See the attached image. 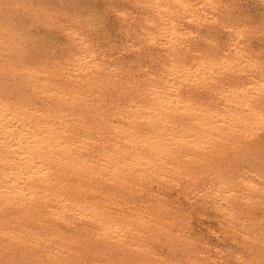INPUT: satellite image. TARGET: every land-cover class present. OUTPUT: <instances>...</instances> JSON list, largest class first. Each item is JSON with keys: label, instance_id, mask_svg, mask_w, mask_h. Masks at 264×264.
<instances>
[{"label": "rangeland", "instance_id": "1", "mask_svg": "<svg viewBox=\"0 0 264 264\" xmlns=\"http://www.w3.org/2000/svg\"><path fill=\"white\" fill-rule=\"evenodd\" d=\"M2 167L0 264H264V0H0Z\"/></svg>", "mask_w": 264, "mask_h": 264}, {"label": "bare ground", "instance_id": "2", "mask_svg": "<svg viewBox=\"0 0 264 264\" xmlns=\"http://www.w3.org/2000/svg\"><path fill=\"white\" fill-rule=\"evenodd\" d=\"M158 86H159V85H158ZM151 93H152V92H151ZM173 94H174V93H173ZM71 95H72V94H71ZM162 97H163V96H162ZM168 98H169V97H168ZM155 100H156V98H155ZM155 103H156V102H155ZM162 103H164V102H162ZM148 104H149V103H148ZM154 105H155V104H154ZM150 106H151V105H150ZM3 109H4V108H3ZM164 109H165V108H164ZM56 110H59V109H56ZM56 110L54 109L55 112H57ZM149 110H150V109H149ZM152 111H153V110H152ZM52 112H53V111H52ZM158 112H159V111H158ZM5 114H6V113H5ZM170 114H171V113H170ZM51 115H52V114H51ZM158 115H159V114H158ZM163 115H164V114H163ZM161 116H162V115H161ZM15 120H16V119H15ZM147 120H148V119H147ZM63 121H64V119H63ZM166 121H167V120H166ZM149 122H150V121H149ZM13 126H14V125H13ZM40 127H41V126H40ZM55 128H56V126H55ZM38 129H39V128H38ZM57 129H58V128H57ZM59 129H60V128H59ZM6 130H7V129H6ZM7 131H8V130H7ZM10 131H11V130H10ZM155 131H157V130L155 129ZM160 131H161V130H160ZM35 132H36V131H35ZM38 132H40V131H38ZM42 132H43V131H42ZM10 133H11V132H10ZM25 133H26V132H25ZM25 133H22V134H25ZM36 133H37V132H36ZM84 133L86 134V132H84ZM26 134H27V133H26ZM82 134H83V133H82ZM82 134H81V135H82ZM11 135H12V134H11ZM11 135H10V136H11ZM19 135H21V134H19ZM31 135H32V134H31ZM31 135H30V136H31ZM17 136H18V135H17ZM21 136H22V135H21ZM27 136H28V135H27ZM30 136H29V137H30ZM175 136H176V135H175ZM175 136H174V137H175ZM15 137H16V135H15ZM24 137H25V135H24ZM29 137H28V138H29ZM18 138H20V137H18ZM25 138H26V137H25ZM14 139H15V138H14ZM14 139H13V140H14ZM16 139H17V138H16ZM22 139H23V138H22ZM45 139H46V138H44V140H45ZM72 139H73V138H72ZM9 140H10V139H9ZM9 140H8V142H9ZM11 140H12V139H11ZM23 140H24V139H23ZM82 140H83V139H82ZM82 140H81V141H82ZM165 140H166V139H165ZM174 140H175V139H173V141H174ZM14 141H15V140H14ZM30 141H31V140H30ZM45 141H46V140H45ZM73 141H74V140H73ZM78 141H79V140H78ZM140 141H141V140H140ZM166 141H167V140H166ZM8 142H7V143H8ZM16 142H17V141H16ZM51 142H52V141H51ZM59 142H60V141H59ZM14 143H15V142H14ZM10 144H11V143H10ZM16 144H17V143H16ZM19 144H20V143H19ZM13 145H14V144H13ZM23 145H25V144H23ZM15 146H16V145H14L13 148H14ZM17 146H18V145H17ZM52 146H53V145H52ZM149 146H150V145H149ZM9 147H11V145H10ZM59 147H60V146H59ZM63 147H64V146H63ZM66 147H68V146H66ZM19 148H20V147H19ZM19 148H18V149H19ZM29 148H30V147H29ZM54 148H55V147H54ZM59 149H60V148H59ZM66 149H68V148H65L64 150H66ZM12 150H13V149H12ZM14 150H15V149H14ZM23 150H24V149H23ZM10 151H11V149H10ZM18 151H19V150H18ZM20 151H21V150H20ZM25 151H26V150H25ZM68 151L71 152V151H72L71 148H70V150H68ZM15 152H17V150H16ZM34 152H35V151H34ZM45 152H46V151H45ZM48 152H49V151H48ZM11 153H12V152H11ZM63 154H64V153H63ZM65 154H66V153H65ZM10 155H12V154H10ZM22 155H23V153H22ZM42 155H43V154H42ZM50 155H51V154H50ZM67 155H68V154H67ZM15 156H16V154H15ZM53 156H55V154H54ZM4 157H5V156H4ZM42 157H43V156H42ZM50 157H52V156H50ZM50 157H48V158H50ZM55 157H56V156H55ZM62 157H64V156H62ZM8 158H9V157H8ZM16 158H17V157H16ZM9 159H10V158H9ZM21 159H22V158H21ZM53 159H54V158H53ZM53 159H51V162H52ZM24 160H25V159H24ZM48 160H50V159H48ZM56 160H57V159H56ZM56 160H53V161H56ZM35 161H36V160H35ZM40 161H41V160H40ZM43 161H44V160H43ZM49 162H50V161H49ZM57 162H58V161H57ZM2 163L6 164L5 162H2ZM21 163H22V162H21ZM54 163H55V162H54ZM11 164H12V163H11ZM33 164H34V163H33ZM35 164H36V163H35ZM51 164H52V163H51ZM2 165H3V164H2ZM13 165H14V164H13ZM40 165H41V164H40ZM3 166H4V165H3ZM5 166H6V165H5ZM5 166H4V167H5ZM9 166H10V165H9ZM15 166H16V164H15ZM17 166H18V165H17ZM17 166H16V168H17ZM19 166H20V165H19ZM22 166H23V164H22ZM25 166H26V165H25ZM32 166H33V165H32ZM37 166H38V165H37ZM46 166H48V165H46ZM46 166H44V167H46ZM49 166H50V164H49ZM6 167H7V166H6ZM6 167H5V168H6ZM12 167H14V166H12ZM40 167H41V166H40ZM16 168H13V169L16 170ZM35 168H36V166H35ZM0 169H3V167L0 168ZM6 169L8 170V167H7ZM11 169H12V168H11ZM17 169H18V168H17ZM29 169H30V168H29ZM15 170H14V171H15ZM30 170H31V169H30ZM38 170H40V169H38ZM5 171H6V170H5ZM17 171H18V170H17ZM26 171H27V170H26ZM41 171H42V170H41ZM19 172H20V171H19ZM31 172L33 173L34 171L31 170ZM43 172H44V171H43ZM0 173H1V172H0ZM10 173H11V171H10ZM14 173H15V172H13V174H14ZM32 173H31V175H32ZM1 174H3V173H1ZM15 174H16V173H15ZM3 175H4V174H3ZM11 175H12V174H11ZM16 175H17V174H16ZM33 175H34V174H33ZM35 175H36V174H35ZM35 175H34V176H35ZM48 175H50V174L48 173ZM4 176L7 178L6 175H4ZM13 176H14V175H13ZM29 176H30V175H29ZM37 176H38V175H37ZM39 176L41 177V175H39ZM39 176H38V177H39ZM8 177H10V176H8ZM14 177H16V176H14ZM30 177H31V176H30ZM40 177H39V178H40ZM42 177H43V176H42ZM0 178H2V179H0V180H1L0 182L2 183L3 176L0 177ZM6 178H5V179H6ZM18 178H19V177H18ZM18 178H17V179H18ZM28 178H29V177H28ZM7 179H8V178H7ZM7 179H6V180H3V181H8ZM29 179H30V178H29ZM35 179H37V178H35ZM44 179H45V177H44ZM9 180H11V179H9ZM20 180H21V179H20ZM37 180H38V179H37ZM24 181H25V180H24ZM24 181H23V182H24ZM10 182H11V181H10ZM4 183H5V182H4ZM12 184H13V183H10L11 187H12ZM15 184H16V182H15ZM30 184H31L32 186L35 185V183H34V185H33L32 183H30ZM8 185H9V184H8ZM31 185H29V186H30L29 189L31 188ZM41 185H42V184H41ZM41 185H40V186H41ZM8 187H10V186H8ZM18 187H19V186H18ZM20 187H21V186H20ZM23 187H24V185H23ZM38 187H39V186H38ZM32 188H34V187H32ZM2 189H3V188H2ZM6 189H7V188H6ZM9 189H11V188H9ZM9 189H7V190H9ZM18 189H19V188H18ZM18 189H16V190H18ZM24 189H25V187H24ZM41 189H42V188H41ZM3 190H4V189H3ZM14 190H15V189H14ZM21 190H22V188H21ZM35 190H36V188H35ZM37 190H38V189H37ZM37 190H36V191H37ZM42 190H44V189H42ZM4 191H5V190H4ZM19 191H20V190H19ZM19 191H18V192H19ZM14 192H16V191H14ZM22 192H23V191H22ZM25 193H26V192H25ZM1 195H2V194H1ZM63 197H64V196H63ZM4 198H5V197H4ZM64 198H65V197H64ZM64 198H63V199H64ZM65 199H66V198H65ZM65 199H64V200H65ZM70 199H72V198H70ZM6 200H7V197H6ZM2 201H4L3 198H2ZM69 201H70V200H69ZM9 202H11V201H9ZM1 206H2V205H1ZM90 216H91V215H90ZM15 234H16V233H15Z\"/></svg>", "mask_w": 264, "mask_h": 264}]
</instances>
